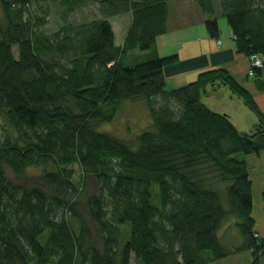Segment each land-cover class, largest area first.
Masks as SVG:
<instances>
[{"label":"trees","instance_id":"obj_1","mask_svg":"<svg viewBox=\"0 0 264 264\" xmlns=\"http://www.w3.org/2000/svg\"><path fill=\"white\" fill-rule=\"evenodd\" d=\"M217 1L237 49L264 60V0ZM168 2L0 0V264H204L246 250L249 264H264L245 157L264 152V110L224 67L167 88L164 66L177 54L161 56L157 37ZM197 2L220 37L215 0ZM93 3L95 16L70 19ZM53 11L61 25L48 32ZM129 11L118 44L111 18ZM218 84L256 112L250 132L203 101ZM143 98L153 124L136 144L100 127ZM7 165L17 176L40 166L41 179L15 182ZM87 174L99 189L82 200ZM230 217L239 234L226 243Z\"/></svg>","mask_w":264,"mask_h":264},{"label":"crops","instance_id":"obj_2","mask_svg":"<svg viewBox=\"0 0 264 264\" xmlns=\"http://www.w3.org/2000/svg\"><path fill=\"white\" fill-rule=\"evenodd\" d=\"M181 1L169 0L168 29L157 37L158 50L161 56L177 54V60L164 66L167 88L173 89L176 86H184L189 82L196 81L200 73L207 69L224 67L229 69L232 75L251 91L260 109L264 110V67L260 75L249 73L250 56L237 49L231 25L228 24L224 14L216 15V11L221 9L219 5H215V15L219 20L221 34L220 37H214L206 26V15L198 5L197 0H188V4ZM129 13L128 26L124 28L121 24L124 29H122L123 32L120 28V21H118L120 19L116 17L115 21L112 20L118 44L125 41L129 31L133 19L131 11L126 14ZM119 30L121 37L118 38ZM203 101L216 111L228 113L240 131L250 132L259 122L256 112L250 109L245 100L237 96L225 84H218L215 89L203 96ZM250 174L254 184L253 196L255 200V197H258L257 194H261L262 190L264 191V181L263 185L260 186L259 182L261 181H257L259 175L256 172ZM257 228L263 232L264 222L261 223V227ZM243 252L236 251V253L226 256V259L216 260H225L222 263L228 261L226 264H249L252 261L250 251L246 258H240L239 255Z\"/></svg>","mask_w":264,"mask_h":264},{"label":"rangeland","instance_id":"obj_3","mask_svg":"<svg viewBox=\"0 0 264 264\" xmlns=\"http://www.w3.org/2000/svg\"><path fill=\"white\" fill-rule=\"evenodd\" d=\"M182 3H187L188 4V0H182ZM198 3V2H197ZM215 4H218L219 7L221 8V5L218 3L217 0H215ZM96 5L97 3H93L89 6H85V8H81L78 9L77 11H75V13L73 15H71V20H75V19H82L84 18L86 15H89L90 17L95 16L94 13H96ZM1 8H2V4L0 3V12H1ZM222 13V8L219 11H216V15H219ZM129 14H120V16H118V21H120V28L121 30L123 29L121 24L123 25V27L125 28L126 26H128L129 23ZM116 18V17H114ZM111 18L113 21H115L116 19ZM122 21V22H121ZM47 23L45 24L44 28L45 30H47L48 32L54 31V29H57L60 25V18L58 13H56L55 11H53L48 17H47ZM167 28V27H166ZM124 30V29H123ZM122 30V32H123ZM119 36L121 37V32L119 30V34H118V38ZM219 41L221 42V39L219 38ZM13 52L15 54V56L19 57V45L18 44H13ZM252 54H250V65H249V73H250V69L251 66L253 64V59H252ZM251 75H255V74H251ZM116 117L114 119H112V121L110 122H102L100 127L105 128L107 130H109L110 132H113L116 136L120 137V138H124L126 141H128L131 144H136L137 143V134L142 132L144 129L146 128H151L152 124H153V120H152V116L149 112V107L147 104V101L145 98L143 99H133L131 100H127L125 102L122 103V107L119 109V111L117 112V114L115 115ZM2 117L0 116V124H2ZM246 159L248 160V164L250 165V173H254L256 172V174L259 175V178L257 179V181H261L259 182V185L262 186L263 185V181H264V152L257 154V153H253V154H245ZM74 169H75V176H77V178H80V176L83 175V171H81L79 165H74ZM6 172L9 175V177L15 181V182H25L27 184H34L36 182H39L40 178V174L42 172L41 167L39 166H30L28 168V170H26L25 175H21V176H17V174H15L11 167L9 165L6 166ZM84 182H86L85 184V190H84V194L83 197H81V199H86V197H88L89 195H93L94 193H97L98 189H99V183L96 180V178L94 177V175L91 174H87L85 176ZM263 191V190H262ZM262 191L261 194H257L258 197H255V216L257 217L256 220V227H261V223L263 224L264 222V195H262ZM86 207H84V213H86ZM88 218L89 215L87 214ZM231 219L227 222V224H229V229H226L227 232L224 233V238L226 237V234L228 236V238L226 237L224 239V242L229 243V242H233L236 238L235 236H237L239 234V230L237 229V227L233 226L232 224L234 223L235 218L230 217ZM93 234L95 235V240L98 243H101V238L102 236L99 234L98 230H97V226L95 224V226L93 225ZM264 233V231H263ZM235 238V239H233ZM240 238V236H239ZM230 239V240H228ZM240 240V239H239ZM247 251V252H246ZM243 253H241L239 255L240 258H246L247 254L250 251V255L252 256V251L251 250H246ZM230 259L232 258L229 257ZM226 259V258H225ZM228 259V260H230ZM263 263H264V259ZM132 261L134 262V256L132 258ZM225 261V260H222ZM221 260H215V261H205L207 263L205 264H226L222 263Z\"/></svg>","mask_w":264,"mask_h":264},{"label":"built area","instance_id":"obj_4","mask_svg":"<svg viewBox=\"0 0 264 264\" xmlns=\"http://www.w3.org/2000/svg\"><path fill=\"white\" fill-rule=\"evenodd\" d=\"M253 64L250 69V74H255V68L254 67H263L264 60L263 57L260 54L253 53L252 55Z\"/></svg>","mask_w":264,"mask_h":264},{"label":"water","instance_id":"obj_5","mask_svg":"<svg viewBox=\"0 0 264 264\" xmlns=\"http://www.w3.org/2000/svg\"><path fill=\"white\" fill-rule=\"evenodd\" d=\"M177 253H179V254L182 253L180 248L177 249Z\"/></svg>","mask_w":264,"mask_h":264}]
</instances>
